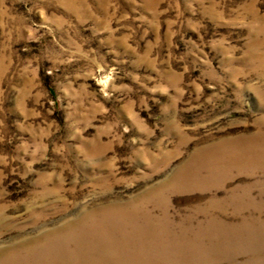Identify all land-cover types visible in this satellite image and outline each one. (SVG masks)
Segmentation results:
<instances>
[{
	"label": "rangeland",
	"instance_id": "374dc122",
	"mask_svg": "<svg viewBox=\"0 0 264 264\" xmlns=\"http://www.w3.org/2000/svg\"><path fill=\"white\" fill-rule=\"evenodd\" d=\"M0 264H264V0H0Z\"/></svg>",
	"mask_w": 264,
	"mask_h": 264
}]
</instances>
